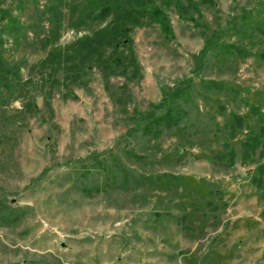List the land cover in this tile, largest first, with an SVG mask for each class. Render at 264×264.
Listing matches in <instances>:
<instances>
[{
  "label": "rangeland",
  "instance_id": "374dc122",
  "mask_svg": "<svg viewBox=\"0 0 264 264\" xmlns=\"http://www.w3.org/2000/svg\"><path fill=\"white\" fill-rule=\"evenodd\" d=\"M66 2L0 0L21 25L9 30L0 17V264H264V198L249 182L261 158L256 150L242 162L239 146L256 128L246 103L264 118V62L211 51L193 71L203 32L260 49L264 0H212L190 18L163 6L168 38L154 23L134 28L129 112L192 80L174 103L181 121L158 138L125 134L126 115L96 69L64 98L48 69L34 67L50 19L60 16L58 44L94 26L72 29ZM122 82L110 77L109 90ZM232 114L244 123L233 138Z\"/></svg>",
  "mask_w": 264,
  "mask_h": 264
},
{
  "label": "trees",
  "instance_id": "16d2710c",
  "mask_svg": "<svg viewBox=\"0 0 264 264\" xmlns=\"http://www.w3.org/2000/svg\"><path fill=\"white\" fill-rule=\"evenodd\" d=\"M67 20L72 29H79L84 24H93L89 31H84L72 40L58 44L61 21L59 17L50 19L47 35L41 40V46L46 49L44 57L34 65L40 69H48L50 80L59 83L66 91L63 97H72V89L86 83L92 69H96L102 80L103 87L108 91L115 105L125 114L128 122L126 135L139 133L151 138H158L163 130L171 129L179 124L183 112L174 103L185 95L191 78L177 80L171 86L160 88V97L156 102H148L144 110L133 107L129 112L126 103L129 100L127 82L139 77V65L133 50L131 33L134 28L156 24L164 37L171 33L170 24L163 13L162 7H173L181 18H190V13L198 5L212 3V0H66ZM62 2V0H59ZM53 9V8H52ZM59 11L60 9L56 8ZM250 10H243L238 17L239 25L250 18ZM0 17L6 19L5 27L18 31L21 25L15 16L5 10H0ZM229 23V21H227ZM264 37V22L257 26ZM221 29L211 33H202L203 42L198 50L194 72L200 71L204 57L213 51L214 55L233 56L238 58L255 57L264 62V41L260 49L252 51L240 42H226L221 39ZM0 38V44H1ZM5 65L0 58V73ZM110 77H121L123 82L118 86L119 92L109 90ZM246 107L254 118L256 128L249 130L240 140V160H251L257 150L261 160L256 164L255 171L249 182L259 195L264 198V118L259 107L246 103ZM243 120L237 114H232L228 122L229 137L233 138L236 131L243 127ZM129 154V152H127ZM97 165L102 161L94 158ZM102 166L101 168H103ZM105 168V167H104ZM264 213V211H263Z\"/></svg>",
  "mask_w": 264,
  "mask_h": 264
}]
</instances>
